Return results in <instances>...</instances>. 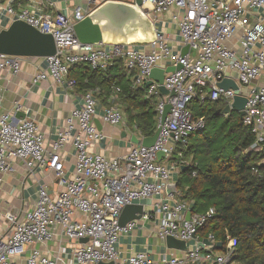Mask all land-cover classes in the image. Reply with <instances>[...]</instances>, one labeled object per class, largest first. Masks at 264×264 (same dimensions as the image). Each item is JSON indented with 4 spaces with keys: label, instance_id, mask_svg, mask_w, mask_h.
I'll return each mask as SVG.
<instances>
[{
    "label": "built area",
    "instance_id": "built-area-1",
    "mask_svg": "<svg viewBox=\"0 0 264 264\" xmlns=\"http://www.w3.org/2000/svg\"><path fill=\"white\" fill-rule=\"evenodd\" d=\"M14 1L0 0L3 26L22 21L51 35L56 44V54L42 58L46 70L33 77L34 83L51 78L57 85L66 83L74 88L73 80L68 78L71 67L87 64L91 68H105L111 60L121 59L127 75L132 74L133 88H145V98L154 101L156 129L160 127V133L153 147L135 146L122 157L107 159L90 151L103 136L94 123L97 90L89 89L56 138L46 144L32 118L13 116L22 112L24 106L16 102L12 114L2 111L0 86V185L3 176L13 175L18 165L27 174L52 173L62 187L53 197L38 183L36 200L30 209L4 212L9 229L5 236H0V264H57L54 257L39 249L52 242L56 230L70 241L87 240L73 252L75 264H240L235 260L234 239L226 236L225 245L217 250L213 235L204 239L209 245L197 236L198 230L215 215L214 209L193 212L192 200L166 195L165 187L172 182L174 173L190 166L178 149L187 148L189 136L204 128V119L195 118L188 107L193 98L219 101L226 106L235 96L244 97L242 123L254 135L250 149L264 150V85L256 83L264 78V0H140V8L147 16L169 13L180 46H189L190 51L184 56L173 49L170 38L157 28L154 41L139 45L78 42L74 23L106 1L133 4L134 0H87L84 8L77 6L71 16L47 14L37 8L15 10ZM145 4L148 9L143 7ZM21 59L0 55V79L1 73L18 74ZM178 65V71L164 74L161 84L152 81L146 87L153 68L164 70ZM223 79L232 80L238 90L220 89L218 84ZM159 86L168 93L161 94ZM108 100L100 117L105 124L117 127L124 122L118 87H111ZM165 105H170V112L160 126L159 117ZM66 146L71 147L75 159L70 176L62 159ZM159 153L169 158L168 165L159 162ZM172 154L175 158L170 160ZM142 201L155 202L154 216L143 212L138 220L120 226L123 208ZM153 217L157 238L184 241L186 250L178 256L162 255L157 260L146 253L119 258V235Z\"/></svg>",
    "mask_w": 264,
    "mask_h": 264
},
{
    "label": "trees",
    "instance_id": "trees-1",
    "mask_svg": "<svg viewBox=\"0 0 264 264\" xmlns=\"http://www.w3.org/2000/svg\"><path fill=\"white\" fill-rule=\"evenodd\" d=\"M112 61L105 68L75 65L68 78L73 80L74 89L83 93L101 89L107 97L112 86L118 87L128 124L142 136H152L157 126L154 101L145 98V88H133L131 79L119 74L123 60ZM188 107L205 123L201 131L189 136L187 148L178 149L190 161L177 183L179 198L192 200L193 212L215 211L197 236L205 239L211 234L223 245L228 236L236 241L237 262L264 264V150L250 149L254 135L236 111L222 113V102L200 101L197 97ZM219 116L223 117L220 125L205 134L208 120Z\"/></svg>",
    "mask_w": 264,
    "mask_h": 264
},
{
    "label": "crops",
    "instance_id": "crops-1",
    "mask_svg": "<svg viewBox=\"0 0 264 264\" xmlns=\"http://www.w3.org/2000/svg\"><path fill=\"white\" fill-rule=\"evenodd\" d=\"M87 0H16L14 1L15 10L22 8H37L47 14H63L71 16L72 11L77 6L84 8ZM157 30L170 38L171 45L174 50L181 51L180 41L177 35L176 27L170 20L169 13L159 16ZM6 28L3 22H0V30ZM139 45V44H137ZM233 46H236L232 43ZM111 60L107 66L113 64ZM112 63V64H111ZM46 70V63L42 58H22L20 60V71L16 75L1 73L0 86L3 89L2 111L13 113V105L17 102L24 106L23 111L14 113L16 119L32 118L39 131L43 134L45 143L48 144L56 138V133L63 129L66 119L69 117L72 109L79 107L82 103L83 92H79L74 88H69L66 83L57 85L51 78L33 82V77ZM125 79H130L124 68L121 73ZM120 76V75H118ZM70 79V78H69ZM264 85V78L256 82ZM97 91V115L94 119L97 130L102 134L103 139L91 146L90 151L98 153L107 159L125 156L128 151L135 146H139L143 138L141 133L134 130L133 125L127 122V116L123 112L124 122L112 127L105 124L101 120L102 109L108 105L109 94L103 90ZM123 111V103L121 102ZM150 137V136H149ZM136 138L139 143L135 144L132 140ZM175 158L172 154L170 160ZM64 168L68 176L73 172L75 162L74 153L70 146L64 148L62 154ZM159 162L168 165L169 158L159 157ZM13 175H5L0 185V236L8 233L9 225L4 219L3 214L7 210L23 211L28 210L34 205L35 190L38 183L44 186L51 196H56L62 190L61 185L52 173L36 172L35 174H27L22 167L16 166ZM179 173H174L173 180L170 184L176 187L174 192L166 195H173L179 198V187L177 186ZM180 199V198H179ZM143 212L150 213L154 216L155 202L142 201L140 204ZM123 211V210H122ZM188 214V213H187ZM186 214V217H187ZM131 213L120 214L123 221H135L130 219ZM79 218V217H78ZM154 217L149 222L137 225L131 232L121 233L119 235L116 249L119 258L125 259L136 253H146L154 260L159 259L162 255H180V251L169 250L165 246V241L159 240L156 235V228L153 223ZM201 238V237H199ZM204 240L203 238H201ZM205 241V240H204ZM86 242L70 241L63 238L56 230V234L52 242L39 247L42 254L54 257L57 264H75L73 260V252Z\"/></svg>",
    "mask_w": 264,
    "mask_h": 264
},
{
    "label": "water",
    "instance_id": "water-1",
    "mask_svg": "<svg viewBox=\"0 0 264 264\" xmlns=\"http://www.w3.org/2000/svg\"><path fill=\"white\" fill-rule=\"evenodd\" d=\"M141 1L134 0L133 4L121 1H106L94 8L82 20L73 24V30L78 42L82 45H100V44H144L150 43L155 39L156 28L152 21L141 10ZM142 38L141 40L129 42L132 39ZM190 51L189 46L182 47L180 55L184 56ZM56 54V44L53 37L49 34H42L22 21L11 22L6 28L0 30V55H7L22 58H45ZM180 66L167 67L166 69L153 68L150 71L146 87L150 86L152 81L161 84L164 74L178 71ZM218 87L223 91L232 89L238 90L237 85L229 79H223ZM161 94L166 95L168 92L159 86ZM174 95L173 92L170 93ZM246 99L235 96L230 105H226L222 111L223 114L230 113L234 110L240 117L243 116ZM170 112V105H165L160 117L159 125L161 126ZM160 133V127H157L154 134L150 137L143 138L140 142L142 147L150 148L156 143ZM135 144L139 141L136 138L132 140ZM162 153L158 154V157ZM186 167H182L183 172ZM174 184H168L165 187L167 193L175 191ZM131 213L132 220H138L142 215L140 205H131L123 208V215ZM190 213L187 214L189 219ZM120 226L127 224L121 216L119 218ZM87 240L84 239L83 242ZM209 245V242L204 241ZM165 246L169 250L185 251L187 245L184 241L176 240L172 237L165 239ZM222 244L218 242L216 249L221 250Z\"/></svg>",
    "mask_w": 264,
    "mask_h": 264
},
{
    "label": "rangeland",
    "instance_id": "rangeland-1",
    "mask_svg": "<svg viewBox=\"0 0 264 264\" xmlns=\"http://www.w3.org/2000/svg\"><path fill=\"white\" fill-rule=\"evenodd\" d=\"M142 10V9H141ZM144 12V11H143ZM145 15H146V13H145ZM147 16V15H146ZM151 21H152V23L155 25V28H157V25H158V23L156 24L155 23V21H158V18L159 17H154V14H152V13H150L149 14V16H147ZM134 45H137V44H134ZM234 116V115H233ZM225 117H229V116H227V115H225ZM223 117L222 116H219V117H217V120H208V122H207V126H206V130H205V134L207 133V132H210L211 130H214V126H219L220 125V123H221V121L223 120L222 119ZM204 134V135H205Z\"/></svg>",
    "mask_w": 264,
    "mask_h": 264
},
{
    "label": "bare ground",
    "instance_id": "bare-ground-1",
    "mask_svg": "<svg viewBox=\"0 0 264 264\" xmlns=\"http://www.w3.org/2000/svg\"><path fill=\"white\" fill-rule=\"evenodd\" d=\"M145 9H148L149 8V5H144L143 6ZM142 38H136V39H132L131 41H129V42H134V41H138V40H141Z\"/></svg>",
    "mask_w": 264,
    "mask_h": 264
}]
</instances>
